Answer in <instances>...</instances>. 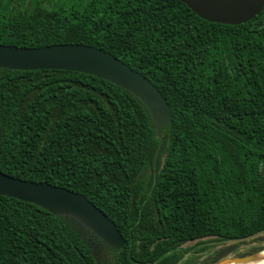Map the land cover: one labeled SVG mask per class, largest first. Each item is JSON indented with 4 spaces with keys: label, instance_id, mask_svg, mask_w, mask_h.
<instances>
[{
    "label": "trees",
    "instance_id": "16d2710c",
    "mask_svg": "<svg viewBox=\"0 0 264 264\" xmlns=\"http://www.w3.org/2000/svg\"><path fill=\"white\" fill-rule=\"evenodd\" d=\"M64 44L145 76L173 124L89 75L0 70V172L85 196L126 241L107 264H197L185 245L264 234V10L228 26L180 0H0V45ZM0 264L99 263L72 220L0 196Z\"/></svg>",
    "mask_w": 264,
    "mask_h": 264
},
{
    "label": "water",
    "instance_id": "95a60500",
    "mask_svg": "<svg viewBox=\"0 0 264 264\" xmlns=\"http://www.w3.org/2000/svg\"><path fill=\"white\" fill-rule=\"evenodd\" d=\"M200 19L228 26L247 24L264 10V0H180ZM0 70L66 71L89 75L129 92L148 110L160 135L173 124L170 105L152 82L113 55L89 46L64 44L27 49L0 45ZM0 196L35 205L50 214L70 219L111 249L122 250L126 241L116 224L85 196L48 183L11 178L0 172ZM264 250L217 264H252Z\"/></svg>",
    "mask_w": 264,
    "mask_h": 264
},
{
    "label": "rangeland",
    "instance_id": "374dc122",
    "mask_svg": "<svg viewBox=\"0 0 264 264\" xmlns=\"http://www.w3.org/2000/svg\"><path fill=\"white\" fill-rule=\"evenodd\" d=\"M75 229L81 234L87 244L91 247L97 262L99 264H107L109 255L103 244L98 242L91 234L77 222L72 221ZM184 249L195 248V250H203L202 253H196L194 256L197 259V264H202L206 261L214 260L220 254H229L227 258L242 257L250 254H255L258 249H264V234L252 239L240 242L222 243L213 239H205L201 242H193L185 245ZM191 256V257H194ZM188 258V257H187ZM190 258V257H189ZM188 258V259H189Z\"/></svg>",
    "mask_w": 264,
    "mask_h": 264
},
{
    "label": "bare ground",
    "instance_id": "6f19581e",
    "mask_svg": "<svg viewBox=\"0 0 264 264\" xmlns=\"http://www.w3.org/2000/svg\"><path fill=\"white\" fill-rule=\"evenodd\" d=\"M260 261L259 262H256V263H252V264H264V253L261 255L260 257Z\"/></svg>",
    "mask_w": 264,
    "mask_h": 264
}]
</instances>
